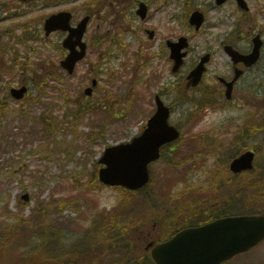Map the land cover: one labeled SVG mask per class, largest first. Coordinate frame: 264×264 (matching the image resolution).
<instances>
[{
  "label": "rangeland",
  "instance_id": "rangeland-1",
  "mask_svg": "<svg viewBox=\"0 0 264 264\" xmlns=\"http://www.w3.org/2000/svg\"><path fill=\"white\" fill-rule=\"evenodd\" d=\"M87 1L0 0V98L12 88H30L21 101L10 96L0 114V264L20 254L27 258L19 264H143L150 242L190 224L192 216L212 214L214 203L227 207L223 213L264 212V87L246 83L257 82L259 72L264 80V55L238 83L232 102L206 89L213 88V77L227 74L226 42L243 52L257 34L264 39V0H247L249 11L235 1L220 7L214 0H110L97 7L84 5ZM139 2L149 6L145 21L136 15ZM87 8L93 15L87 55L67 77L58 69L66 55L65 34L46 37L44 20L68 10L78 23ZM194 9L206 15L200 31L188 23ZM147 29L156 32L154 39ZM182 36L190 48L173 74L166 41ZM209 51L214 59L204 86L187 91L186 75ZM93 79L98 85L88 97L85 89ZM202 93L214 98V107H198ZM156 94L172 108L170 122L181 139L151 166L144 192L103 185L98 172L104 150L143 132ZM51 120L56 139L45 132ZM247 149L257 152L255 169L234 176L229 162ZM217 176L222 182L213 191ZM254 185L261 193L247 201L240 187ZM149 194L150 208L141 206ZM103 220L104 236H89ZM119 237L134 251L113 248ZM229 264H264V244L254 256Z\"/></svg>",
  "mask_w": 264,
  "mask_h": 264
},
{
  "label": "water",
  "instance_id": "water-1",
  "mask_svg": "<svg viewBox=\"0 0 264 264\" xmlns=\"http://www.w3.org/2000/svg\"><path fill=\"white\" fill-rule=\"evenodd\" d=\"M225 0H218L222 3ZM239 4L245 7L243 0ZM147 7L141 4L138 14L145 19ZM72 15L61 12L47 19L45 30L47 35L55 30L69 31L70 34L64 41V46L70 50L67 58L61 62L70 74L73 73L75 65L82 60L86 54V43L83 42L87 30L89 17L83 19L77 27H71ZM204 17L199 12H194L190 23L200 28ZM154 32H150L152 38ZM171 48V57L175 60L174 71H177L183 63L182 58L186 53L182 50L188 47L187 40L181 38L179 42H168ZM260 43L257 42L255 52L252 56L243 57L249 62L256 60ZM77 46L81 51L77 50ZM234 54V53H231ZM208 56L203 58L201 64L192 72L194 84L196 85L204 72V63ZM96 81H94V85ZM26 88L13 90L12 94L21 99ZM231 85L228 89V97L231 96ZM92 94V89L86 91ZM158 111L149 120L148 128L142 136L135 138L131 143L120 144L109 147L104 153L101 162L106 167L100 170V180L111 186L119 185L131 190L143 187L149 181L148 164L160 156V147L179 137L175 127L170 126L168 118L170 111L157 97ZM254 153L249 151L235 159L231 169L238 173L253 168ZM28 198V196H26ZM264 239V215L244 216L226 218L211 222L202 227L190 228L178 233L168 242L162 243L154 248L152 256L157 264H221L233 255L244 252L257 245Z\"/></svg>",
  "mask_w": 264,
  "mask_h": 264
},
{
  "label": "flooded vegetation",
  "instance_id": "flooded-vegetation-1",
  "mask_svg": "<svg viewBox=\"0 0 264 264\" xmlns=\"http://www.w3.org/2000/svg\"><path fill=\"white\" fill-rule=\"evenodd\" d=\"M234 48H236L235 45H232ZM254 43L253 41L250 42V46L247 50H244L242 53L244 54H250L252 53V51L254 50ZM211 54V60L208 64V66L213 62V56H214V53H210ZM263 55H264V42L262 44V48L260 50V55H259V58L257 60L256 63L252 64L251 66H245L243 63H236V62H233L232 60L230 61V65H229V68L227 70V74L226 75H217L216 77H213V88H211L213 90V92H215V94L219 95V97L222 96V94L224 93L225 89H226V83L231 81L233 82V85H234V92H235V88L237 87L238 83L241 81V79H244V77L256 70V68L259 66V64L262 62L263 60ZM258 77H260L258 79L257 82H246L247 83V87H249L251 84L252 86L254 87H259V86H262L264 87V80H263V77L262 75L258 74ZM230 215L229 213L227 214H221L220 212L216 213L215 214V218H221V217H224V216H228ZM256 253V249L254 250H251L249 252H246L244 254H240L234 258H232L231 260H229L228 262L224 263V264H229L231 263L232 261L236 260V259H239L240 257H245V256H254Z\"/></svg>",
  "mask_w": 264,
  "mask_h": 264
},
{
  "label": "trees",
  "instance_id": "trees-1",
  "mask_svg": "<svg viewBox=\"0 0 264 264\" xmlns=\"http://www.w3.org/2000/svg\"><path fill=\"white\" fill-rule=\"evenodd\" d=\"M89 13V12H88ZM6 102V100L5 99H0V114H2V113H4L5 111H6V109H7V104L5 103ZM56 126H55V124H53V123H51L50 122V124L46 127V133L47 134H51V136L52 137H55V135H56ZM104 224H105V221L103 220V224L101 225H95L94 224V226H92L91 227V229H90V231H94V233L97 231V230H94V229H98V228H100V229H98L100 232L98 233V235L96 236L98 239H100L101 237H103L104 236V231H103V229H102V227H104ZM105 229V228H104ZM97 233V232H96ZM116 234V233H115ZM115 234H113L115 237H116V235ZM120 238L121 237H119V238H114V244H117V245H115V246H118V248H119V246H126V248H129V245H131L132 243L130 242V241H126L125 243H121L119 240H120ZM115 246H113V248H115ZM125 252H127V250L125 251ZM23 258L24 259H26L27 258V255L25 256V255H23ZM23 258L21 257V254L20 255H18L15 259H14V261L11 263V264H19L20 263V261H22L23 260Z\"/></svg>",
  "mask_w": 264,
  "mask_h": 264
}]
</instances>
